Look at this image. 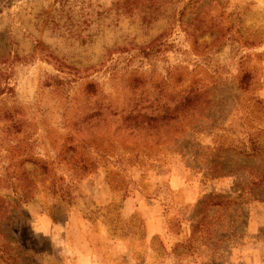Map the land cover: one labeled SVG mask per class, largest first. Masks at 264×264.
Wrapping results in <instances>:
<instances>
[{"label":"rangeland","instance_id":"rangeland-1","mask_svg":"<svg viewBox=\"0 0 264 264\" xmlns=\"http://www.w3.org/2000/svg\"><path fill=\"white\" fill-rule=\"evenodd\" d=\"M120 1L0 0V264H264V0Z\"/></svg>","mask_w":264,"mask_h":264},{"label":"trees","instance_id":"trees-1","mask_svg":"<svg viewBox=\"0 0 264 264\" xmlns=\"http://www.w3.org/2000/svg\"><path fill=\"white\" fill-rule=\"evenodd\" d=\"M146 2V7L149 8V6L151 4H153L156 0H121L118 4H117V7H120L121 4L123 5H126L128 3H131V4H135V3H145ZM191 93V92H190ZM189 92L186 93L185 95L181 96L177 101H176V104L173 106V108L171 109H163L161 111H159V114H157V117L155 116L152 120H155V118H157V120H165V121H168V120H174V119H177L179 111H181L182 109V106L186 107V106H189L190 104H195L197 103V98L195 97V94H190ZM128 116H131V115H128ZM139 114H136L135 116L133 117H138ZM141 117L143 115H140ZM149 117V116H148ZM136 121V120H135ZM135 124H138L137 122H134V125ZM248 138V142L250 144H254V137H251V136H247ZM254 146L252 147V151H254ZM244 155H248V156H254V152H247L246 150L243 152ZM260 176L263 178L264 177V174H260ZM2 248V247H0ZM1 251V249H0Z\"/></svg>","mask_w":264,"mask_h":264},{"label":"crops","instance_id":"crops-1","mask_svg":"<svg viewBox=\"0 0 264 264\" xmlns=\"http://www.w3.org/2000/svg\"><path fill=\"white\" fill-rule=\"evenodd\" d=\"M83 247H88V245H81L80 250H78V246L75 244L73 245V250H72V253H73V256L76 255V256H81V257H87L88 259H90V257L93 255L92 253V250L88 247V249H84Z\"/></svg>","mask_w":264,"mask_h":264}]
</instances>
